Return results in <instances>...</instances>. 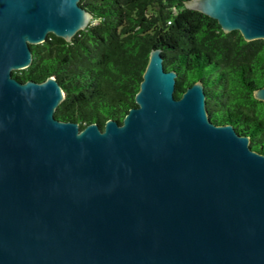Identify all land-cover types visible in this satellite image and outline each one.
Instances as JSON below:
<instances>
[{"label":"water","instance_id":"95a60500","mask_svg":"<svg viewBox=\"0 0 264 264\" xmlns=\"http://www.w3.org/2000/svg\"><path fill=\"white\" fill-rule=\"evenodd\" d=\"M81 0H0V264H264V153L214 122L203 80L176 98L155 48L123 123L59 120L56 76L23 82L31 45L70 41ZM264 39V0H187ZM264 102V86L254 91Z\"/></svg>","mask_w":264,"mask_h":264},{"label":"trees","instance_id":"16d2710c","mask_svg":"<svg viewBox=\"0 0 264 264\" xmlns=\"http://www.w3.org/2000/svg\"><path fill=\"white\" fill-rule=\"evenodd\" d=\"M187 0H81L93 15L67 41L51 33L31 45L33 63L14 75L41 82L56 76L65 99L59 120L86 125L109 119L123 123L137 107L149 55L162 48L166 70L177 73L176 98L203 80L211 119L232 123L264 153V102L254 91L264 86V39L246 40L224 32L217 19L186 6Z\"/></svg>","mask_w":264,"mask_h":264}]
</instances>
